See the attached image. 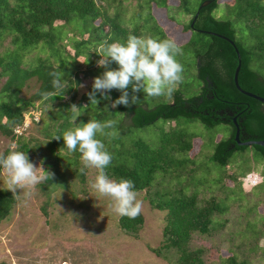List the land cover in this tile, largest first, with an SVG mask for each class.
Masks as SVG:
<instances>
[{"label": "rangeland", "instance_id": "1", "mask_svg": "<svg viewBox=\"0 0 264 264\" xmlns=\"http://www.w3.org/2000/svg\"><path fill=\"white\" fill-rule=\"evenodd\" d=\"M228 1L232 2H220ZM191 2L193 8H196L198 0ZM110 3V17L116 16L122 27H138L140 35L144 37L170 39L183 51V55L176 57L183 66V80L176 86L172 96L145 97L141 91L136 94L139 98L137 104L145 103L147 107L153 108L160 104H170L176 93L185 99L197 96L201 82L196 77L193 48L187 42L191 36L195 37V33L182 30L184 23L187 24L182 12L171 8V1L163 9L159 7V0H120ZM236 11L234 3L222 4L215 16L219 19L232 18ZM99 23H88L87 19L80 21L76 18L69 23H56L52 27L53 43L29 45L24 51H18V57L24 58L29 67L35 66L40 58L56 60L58 65L65 67L69 80L78 78V81L73 82L76 87L74 104L77 105L94 81L90 74L84 75L82 68H91V72L97 74L100 69L97 61L101 59L96 53L99 44L108 39L120 43L111 25L99 28ZM235 28L238 30L237 40L248 44L251 39L246 31L238 23ZM11 47L8 38L3 40L0 51ZM13 49L18 50L17 47ZM116 69L118 65L113 62L107 70ZM252 69L264 77V68L258 62L252 63ZM37 87L35 79L28 81L22 96L29 97ZM128 91L131 96V86ZM111 92L122 94L115 89ZM69 97V94H65L64 99L68 100ZM86 104L89 107L83 109L80 122L75 118L79 114L77 111L73 113L70 124L63 129L62 134L81 123H88L90 120L85 118L87 114L101 122L116 120L117 126L121 125L116 126L117 131H124L125 136L111 140L101 138L113 156L111 163L130 165L134 142L141 140L151 148H157L161 137L172 131L182 132L190 138L193 149L190 153L177 154V159L184 160L182 165L158 172L150 191L138 192L137 198L142 202L141 213L145 222L139 238L133 239L119 229V216L112 212L109 201L95 198L89 186V182L95 179L94 169L86 170L85 186H81L78 180L73 181L67 167L73 168V159L76 158L75 166L80 163L79 153L68 155L59 152L64 147L62 139V145L56 151L57 160L64 166H60L59 170L63 175L60 185L65 181L70 185L64 187L55 184L54 190L51 188L50 196L47 197L41 190L42 185L38 183L31 189L33 194L26 203L17 200L10 219L0 224V264H173L171 253L168 259H162L148 249L160 246L164 226V213L151 208L149 202L164 199L165 193L176 190H181L185 196L195 194L200 198L215 197L221 204L222 210L213 214L211 219L212 235L203 237L196 234L192 241L193 247L204 249L208 264H225L224 259L231 254L236 255L237 259L248 258L251 264H264V158L252 147L243 152H235L228 165L222 166L214 163L211 158L216 144L229 136L228 126L208 128L196 119L180 117L160 119L150 125L134 128L122 121L123 116L116 108L107 105V108L97 109L90 101ZM33 113L38 121L39 111ZM42 126V121L36 125L27 117L23 126L25 132L19 128L20 133H16H24V138L36 137L40 141L43 148L39 149L42 151L38 155L31 151L24 153L37 168L43 167L46 172L54 173L55 167L44 148L46 139L41 133ZM13 143L18 145L15 141L0 137V153L9 149ZM255 173L261 176V180L254 187L247 177ZM0 187L8 189L6 174L0 176ZM21 191L17 189V194ZM45 204L47 217L41 210Z\"/></svg>", "mask_w": 264, "mask_h": 264}, {"label": "trees", "instance_id": "2", "mask_svg": "<svg viewBox=\"0 0 264 264\" xmlns=\"http://www.w3.org/2000/svg\"><path fill=\"white\" fill-rule=\"evenodd\" d=\"M111 1L120 0H0V47L3 40L8 38L12 46L0 51V137L15 141L18 144L16 151H31L38 155L42 151L39 149L43 148L40 141L36 137L24 138V133L18 135L16 129H23L27 117L36 125L42 121L41 133L46 139L44 148L55 167L54 179L40 183L41 190L47 197L50 196L53 186L58 183L60 185L63 179L59 170L64 166L57 160L56 151L62 145L63 129L68 127L69 120L73 118V112L70 111L76 94L73 82L78 81V78L69 80L65 67L58 65L56 60L47 61L40 58L35 66L29 67L24 58L18 57V51H24L29 45L53 43L54 24L69 23L73 18L80 21L87 19L88 23L93 24L100 21L99 28L111 25L115 37L122 44H126L129 35L140 37L138 27H122L116 16L110 17ZM170 1L171 8L177 12L181 11L183 20L187 22L182 26V30L195 33V37L191 36L187 42L194 51L196 77L201 82L200 92L189 99L176 93L170 104H160L153 108L147 107L145 103L133 104L130 107L120 105L116 110L123 116L122 121L134 128L150 125L160 119L172 120L180 117L196 119L208 128L225 125L230 128V134L216 144L211 158L214 163L226 166L235 152H243L248 147H252L264 158L263 147H239L234 140L237 131L241 142L264 140V104L236 89L233 76L239 61L234 48L227 41L205 33L219 34L235 44L240 55V88L264 98V77L252 69L254 62L264 68V0H231L232 2L222 3L221 0H213L210 5L199 11L194 29L190 24L200 4L208 0H198L196 8H193L192 0H159V7L163 9L169 6L167 2ZM233 3L237 11L232 18L219 19L215 16L222 4ZM237 23L251 39L248 44L237 40ZM106 41L114 43L112 39ZM84 68V75L90 74L93 79L104 72V68H100L97 74H93L91 68ZM53 71L61 74L67 86L45 100L43 93L55 91L51 83L52 77L49 75ZM32 79L38 82V87L29 97L22 96L23 89ZM92 85L77 103L78 107L82 108L90 101L87 94L92 91ZM65 94H69L68 100L64 99ZM107 95L111 97V101H106L97 94V99L100 100L95 106L97 109L110 106L121 96L117 92H109ZM35 111H39L38 121L33 115ZM78 113L75 118L80 122L83 109ZM85 118L92 119L88 114ZM23 130L25 132L26 129ZM125 134L120 131L119 137ZM56 136L61 139L55 140ZM192 149L193 141L182 132L172 131L163 135L157 148H151L138 140L132 147L130 165L111 163L106 172L111 179L119 181L123 178L133 181L137 192H147L150 191L149 188L158 172L182 165L184 160L177 159V154L190 153ZM8 151L7 148L3 153L6 155ZM73 161L74 167H67L71 172L70 176L73 181L78 180L81 186H85L86 174L79 171L82 165L79 163L75 166L77 158ZM69 185L65 181L60 186ZM165 196L159 201L149 202L151 208L164 213L161 244L158 247H148L149 251L162 259H168V254L171 253L174 257L173 264H208L204 249L193 247L192 241L196 234L203 237L212 235L211 219L213 214L222 210L221 204L215 197L200 198L195 194L185 196L181 190L167 192ZM16 203L12 192L0 187V224L10 219ZM41 210L47 217V204ZM144 222L142 213L136 219L119 216L118 227L125 235L138 239ZM252 247L256 251L254 246ZM224 260L225 264H251L248 258L237 259L233 254Z\"/></svg>", "mask_w": 264, "mask_h": 264}, {"label": "clouds", "instance_id": "3", "mask_svg": "<svg viewBox=\"0 0 264 264\" xmlns=\"http://www.w3.org/2000/svg\"><path fill=\"white\" fill-rule=\"evenodd\" d=\"M96 53L101 57L97 66L106 71L94 78L92 91L87 94L91 105L97 106L100 103L97 94L104 100L111 101L107 93L113 89L122 93L111 103L113 109L120 105L130 107L137 104L139 98L136 94L141 91L145 97L170 98L176 86L183 80V66L176 60L178 55H183V51L170 39L158 40L129 35L126 44L107 41L100 43ZM113 62L118 65V69L107 70ZM49 75L55 91L43 93L45 100L67 86L59 72L53 71ZM130 86L131 96L128 91ZM87 107L84 105L81 108L72 104L70 111L75 113ZM116 126L117 121L114 119L103 122L91 119L88 123H81L74 129L63 132L64 147L59 152L68 155L78 152L82 165L80 173L86 174V169L96 171L94 181L89 182L95 198L107 199L110 209L116 215L136 219L142 212V202L137 198L134 182L123 178L119 181L111 179L106 172L113 156L101 138H117L119 132ZM54 139L60 140L61 137L56 136ZM15 149L16 145L13 143L6 155L0 153V175H7V187L13 198L26 203L33 194L31 189L38 183L54 179V173L46 172L43 167L37 168L29 161L27 154ZM17 189L22 190L20 194H17Z\"/></svg>", "mask_w": 264, "mask_h": 264}, {"label": "water", "instance_id": "4", "mask_svg": "<svg viewBox=\"0 0 264 264\" xmlns=\"http://www.w3.org/2000/svg\"><path fill=\"white\" fill-rule=\"evenodd\" d=\"M212 2H213V0H208V1H205V2H203V3L200 4V6H199V8H198V11L196 12V14H195V16H194V18H193V20H192V22H191V24H190L191 28L194 29V22H195V20H196L198 14H199V11H200L202 8H204V7L208 6V5H210ZM200 32H205V31H200ZM205 33H208V34L213 35V36H217V37H219V38H221V39L227 41V42H228V43L234 48L235 53L237 54L238 61H239V65L236 67L235 72H234V76H233V82H234V85H235L236 89H237L239 92H241L242 94H244V95H246V96H248V97H250V98H253V99H255V100H257V101H259V102H261V103L264 104V98H262V97H260V96H257V95H255V94H253V93L247 92V91H245V90H243V89H241L240 86H239V84H238V73H239V70H240V55H239V52H238L237 47L235 46V44H234L230 39H228V38H226V37H223V36H221V35H219V34H215V33H211V32H205ZM234 122H235V121H234ZM234 140H235L236 144H237L239 147H247V146H253V145H256V146H260V147H263V148H264V140H259V141H253V140H252V141L241 142V141L239 140V132H238V131H237L236 134H235V138H234Z\"/></svg>", "mask_w": 264, "mask_h": 264}, {"label": "built area", "instance_id": "5", "mask_svg": "<svg viewBox=\"0 0 264 264\" xmlns=\"http://www.w3.org/2000/svg\"><path fill=\"white\" fill-rule=\"evenodd\" d=\"M19 128H17L16 129V132L19 134L20 132H19V130H18ZM248 179V182H250L251 184H252V186H256V185H258L259 184V182H260V180H261V176L260 175H258V174H254V175H250V176H248L247 177Z\"/></svg>", "mask_w": 264, "mask_h": 264}]
</instances>
